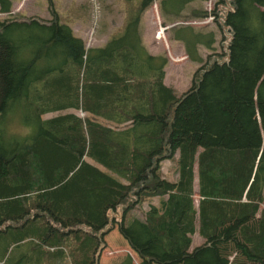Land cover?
<instances>
[{
  "label": "trees",
  "instance_id": "16d2710c",
  "mask_svg": "<svg viewBox=\"0 0 264 264\" xmlns=\"http://www.w3.org/2000/svg\"><path fill=\"white\" fill-rule=\"evenodd\" d=\"M47 1L49 19H0V264H98L114 228L138 264H264V0H157L163 25L210 16L220 35L214 52V30L168 28L198 64L179 93L140 37L154 0L100 46ZM175 153L169 181L159 162Z\"/></svg>",
  "mask_w": 264,
  "mask_h": 264
},
{
  "label": "rangeland",
  "instance_id": "374dc122",
  "mask_svg": "<svg viewBox=\"0 0 264 264\" xmlns=\"http://www.w3.org/2000/svg\"><path fill=\"white\" fill-rule=\"evenodd\" d=\"M52 7L59 16L60 20L67 25L71 22L69 19H73L75 16L78 17L81 28L84 30L83 37L85 38L84 43L86 46L96 44V41L91 40V36L99 35L104 38V33L106 35L117 34L123 26L125 16L128 15L127 11H132L138 5L139 0H51ZM214 0L206 1H193L188 4V9L201 7L206 11L212 8ZM47 0H10V11L6 13H0V19L10 16L18 18H28L29 16H34L39 19H49L50 14L48 12ZM146 13L151 14V16H146ZM157 0H154L151 5L146 7L139 15L138 29L140 26V34L144 32L145 24H149L152 31L158 27L157 23ZM160 18V17H159ZM161 22V19H160ZM186 25L189 24L195 27H205L214 30V52H220L217 42L219 40V32L214 26L211 17H205L198 20H192V17L188 14H183L182 18L174 23H165L162 27L168 28L173 25ZM200 27V28H202ZM158 29V28H157ZM156 29V30H157ZM88 30L90 32H88ZM157 32V31H156ZM169 36V33H168ZM99 37V38H100ZM91 40V41H90ZM101 41H97L100 44ZM170 49V48H169ZM167 51V50H166ZM183 51V50H182ZM162 54V53H160ZM201 54L204 56L207 54L206 50H201ZM166 58V65L164 67V78L163 82L165 85L171 87L175 93H179L185 90L191 81L193 72L195 71L198 64L190 62L184 52L176 54L173 48L170 49L169 53L163 54ZM202 56V57H203ZM176 59V60H175ZM79 116L83 113L75 111ZM47 115V114H46ZM18 126V123H17ZM176 153L170 159H163L159 162V174L166 180H175L176 173V163H175ZM103 169V168H101ZM105 170V169H103ZM106 171V170H105ZM193 182H192V203L194 207L197 206L198 193L196 185V171H193ZM157 198H145L140 203H135L131 208L125 212L124 219L129 217H141L143 212H145L149 205L157 204ZM117 216V215H116ZM115 227V226H114ZM103 245L100 248V254L98 259V264H115L120 263L126 255L130 257V264H138L139 259L137 255L128 247L126 241L120 236L117 230L114 228L110 230L105 236H103ZM203 242V239L197 233V227H195L194 233L190 236V246L193 248ZM232 256L229 257L231 259Z\"/></svg>",
  "mask_w": 264,
  "mask_h": 264
},
{
  "label": "crops",
  "instance_id": "0c3cea01",
  "mask_svg": "<svg viewBox=\"0 0 264 264\" xmlns=\"http://www.w3.org/2000/svg\"><path fill=\"white\" fill-rule=\"evenodd\" d=\"M148 15L151 16V14L146 13L145 19H146V16ZM67 22H71L69 23L68 26L72 30L73 34L80 37L84 41L85 40V38L83 37L84 30L81 28V23L78 17L75 16L73 19L71 20L69 19V21ZM157 23H159L157 27L158 29L156 28L157 30L155 29V31H152L149 24H145L144 32L140 34L142 43L145 46L146 50L150 54H153V55L160 54V53L168 54L171 48H173L176 54H179L180 52L183 53L181 44L178 41H174L169 38L168 31L166 30L167 27L165 26L162 27L163 25H161L162 23L160 22V18L158 15H157ZM120 31L117 34H119ZM88 32L90 31L88 30ZM139 32H140V26H139ZM111 36L112 35H106V33H104V38H101L99 35H95V37L91 36L90 37L91 40L96 41V44H97V41H101L100 44L96 45L92 43L93 45L91 46H100L107 40L108 37H111Z\"/></svg>",
  "mask_w": 264,
  "mask_h": 264
}]
</instances>
